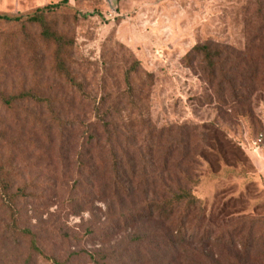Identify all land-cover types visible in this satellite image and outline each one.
Here are the masks:
<instances>
[{
    "label": "rangeland",
    "instance_id": "374dc122",
    "mask_svg": "<svg viewBox=\"0 0 264 264\" xmlns=\"http://www.w3.org/2000/svg\"><path fill=\"white\" fill-rule=\"evenodd\" d=\"M60 1L0 0V15ZM257 2L70 0L53 19L75 40L76 85L39 27L33 54L0 21V91L45 99L0 104V166L25 195L17 222L0 209V264H264ZM206 43L221 51L215 80L192 53ZM178 185L203 205L184 226L151 213ZM180 227L196 238L170 245Z\"/></svg>",
    "mask_w": 264,
    "mask_h": 264
},
{
    "label": "trees",
    "instance_id": "16d2710c",
    "mask_svg": "<svg viewBox=\"0 0 264 264\" xmlns=\"http://www.w3.org/2000/svg\"><path fill=\"white\" fill-rule=\"evenodd\" d=\"M69 6L70 0H61L59 3L39 8L26 17L18 15H0V21L21 26L24 34L22 47L27 52L33 54L38 52V45L30 29L34 26L39 27L41 30L40 39L42 44L53 49V69L55 73L76 85V81L71 72V53L75 47V40L70 38L67 34L59 32L56 29V22L53 19L54 15L63 9L69 8ZM256 7L260 22L258 30L264 33V0H258ZM193 52L203 58L206 70L209 72L212 80H215L214 77L216 75L218 61L221 57V51L214 48L211 44L206 43L195 46L192 53ZM138 67L139 63L136 62L130 70L136 71ZM43 100H45L43 97L31 91L22 92L13 96H8L0 91V104L10 110L15 109L17 104L29 101L41 104ZM4 138L5 134L0 131V140ZM168 163L167 161V164ZM15 174V171L11 170V167L8 168L5 165L0 166V209L9 211L14 221L17 222V205L19 204V200L25 195L22 188L19 187L15 189ZM190 178L191 177H188L189 181H191ZM191 182H193V186H196L198 183L197 180H192ZM167 194L168 196L162 202L152 205L151 213L159 214L163 216L165 220H169L173 217L181 218L182 226L186 225L190 218L200 219L203 216L202 202L194 195L192 187L178 185L175 190L169 188ZM183 229V227H180L175 230V235L170 245L176 246L177 244L184 246L188 238H196V236H189ZM15 232H17V227L14 228V233Z\"/></svg>",
    "mask_w": 264,
    "mask_h": 264
}]
</instances>
